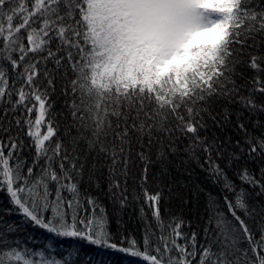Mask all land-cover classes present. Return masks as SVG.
Listing matches in <instances>:
<instances>
[{
    "label": "snow or ice",
    "instance_id": "1",
    "mask_svg": "<svg viewBox=\"0 0 264 264\" xmlns=\"http://www.w3.org/2000/svg\"><path fill=\"white\" fill-rule=\"evenodd\" d=\"M175 159L223 194L202 239L147 187ZM85 181L121 210L143 201L142 240L110 231ZM0 191L30 226L101 250L58 259L0 229V264H264V0H0Z\"/></svg>",
    "mask_w": 264,
    "mask_h": 264
},
{
    "label": "trees",
    "instance_id": "2",
    "mask_svg": "<svg viewBox=\"0 0 264 264\" xmlns=\"http://www.w3.org/2000/svg\"><path fill=\"white\" fill-rule=\"evenodd\" d=\"M54 100L57 112H61V110L67 111V109H64L63 98H54ZM60 120H64L63 115L60 116ZM23 155L25 158L30 159L27 147L23 150ZM252 167L258 169L259 163L253 164ZM160 171L159 166H154L150 170L147 187L152 192L161 191L163 193L161 212L165 223L172 217H178L184 222L182 226L184 233L190 235L191 232L195 231L201 234L202 239V230L206 226L208 219V194L210 192L214 196L219 194L222 198L223 194L220 188L213 185L207 174L198 167L193 166L191 175L185 172L180 159H175L165 178L161 179ZM229 176H232L231 171H229ZM129 185L137 186L133 185L131 180H129ZM82 191L90 192V194L98 198L99 203L106 210L108 227L114 235L118 236L123 233L142 240L145 221L141 218L140 208L143 201H130L128 206L121 210L119 205H113L112 200L106 195V184H101L100 187L95 185L90 187L85 181ZM13 207L6 191H0V229L9 237L10 243L19 241L21 248L42 251L47 256H55L58 259L67 257L69 253L74 252L77 246L82 247L89 256H95L98 251H101L96 249L95 246L87 245L86 242L72 238H60L54 234L47 233L43 229L30 226V222L25 223L21 214L7 211ZM144 207L147 208L146 205ZM8 224L20 230L9 233L7 230ZM108 258H110V264H125L130 259L125 254L113 252L112 250H107L105 259L108 260ZM81 259L86 264L87 257L84 256L83 252L81 253Z\"/></svg>",
    "mask_w": 264,
    "mask_h": 264
}]
</instances>
